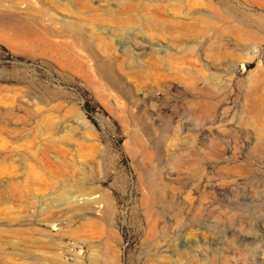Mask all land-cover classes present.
Segmentation results:
<instances>
[{"label":"rangeland","instance_id":"374dc122","mask_svg":"<svg viewBox=\"0 0 264 264\" xmlns=\"http://www.w3.org/2000/svg\"><path fill=\"white\" fill-rule=\"evenodd\" d=\"M0 264H264V0H0Z\"/></svg>","mask_w":264,"mask_h":264}]
</instances>
